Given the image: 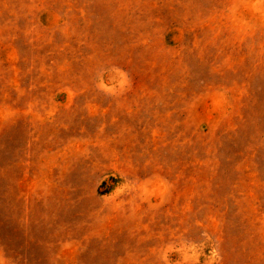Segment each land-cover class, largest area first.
Returning <instances> with one entry per match:
<instances>
[{
    "label": "rangeland",
    "instance_id": "374dc122",
    "mask_svg": "<svg viewBox=\"0 0 264 264\" xmlns=\"http://www.w3.org/2000/svg\"><path fill=\"white\" fill-rule=\"evenodd\" d=\"M0 264H264V0H0Z\"/></svg>",
    "mask_w": 264,
    "mask_h": 264
}]
</instances>
